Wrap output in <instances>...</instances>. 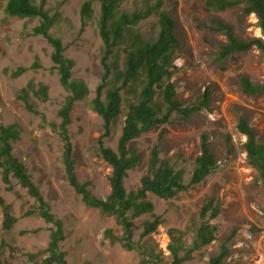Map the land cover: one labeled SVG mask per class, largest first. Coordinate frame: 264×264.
Masks as SVG:
<instances>
[{
    "label": "rangeland",
    "instance_id": "374dc122",
    "mask_svg": "<svg viewBox=\"0 0 264 264\" xmlns=\"http://www.w3.org/2000/svg\"><path fill=\"white\" fill-rule=\"evenodd\" d=\"M38 1V0H37ZM84 0H47L50 13L59 11V20L50 28L61 37L65 54L74 59L72 76L82 78L89 87L88 94L75 101L71 109L69 131L73 144V157L79 179L89 180L93 192L105 197L110 190L111 166L98 154V137L103 132L101 117L91 109L89 99L95 94L102 66L97 18L99 3L93 0V16L80 31V8ZM156 0H123L121 8L137 9ZM6 0H0V122L16 123L20 136L12 151L28 167L32 179L50 203L52 212L64 222L65 238L60 241L66 252L68 264H139L136 249H127L119 242H111L104 230L111 227L121 233V226L112 215L87 207L78 193L68 183L61 161V139L49 123L58 122L57 110L66 90L59 81L50 58L52 46L47 39L34 35L31 30L39 22L37 17L8 15ZM161 9L175 21L173 31L178 39L171 79L176 85V97L183 105L198 106L187 117L172 113L169 121L142 132L132 142L140 159L130 169L124 183L127 190L140 185L146 172L150 147L158 143L160 155L176 167L183 168V178L190 177L195 156L200 152L201 135L207 136L209 149L216 167L200 182L190 185L170 198L159 197L147 191L154 203V212L163 221L149 235L141 239L160 249L163 262L170 260L167 229L185 227L187 220L197 216L204 199L209 196L220 201V212L211 221L217 225L216 238L193 252L184 264H205L219 251L221 241L236 228L229 240V264H264V184L256 170L248 163L243 143L246 136L237 129V117L243 115L264 139V93H244L238 83L240 75L249 76L253 82H264V53L252 46L234 52L222 63L216 60L220 46L227 41L223 30L215 28L214 20L231 25L233 33L241 39L263 36L255 13H245L243 5L225 9L206 8L204 0H161ZM157 16L152 14L141 20L137 27L145 37H154ZM35 59L39 66L28 68L12 77L10 71L20 65L29 66ZM223 65V67H222ZM29 79L48 84L49 98L38 102V113L26 109L16 95ZM207 92L205 97L204 93ZM124 115L121 114L110 135L103 137L105 144L116 147ZM231 144V148L229 146ZM14 189L5 188L0 173V194L13 205L17 220L9 237L16 245L11 264H34L26 253L43 249L48 241V225L38 215H23L25 208L34 202L25 187L14 178ZM144 213L133 218L136 225L134 238H139L141 222L150 218ZM2 213L0 208V237ZM255 228V229H254ZM28 232L20 233V230ZM45 255L42 253L41 256Z\"/></svg>",
    "mask_w": 264,
    "mask_h": 264
},
{
    "label": "trees",
    "instance_id": "16d2710c",
    "mask_svg": "<svg viewBox=\"0 0 264 264\" xmlns=\"http://www.w3.org/2000/svg\"><path fill=\"white\" fill-rule=\"evenodd\" d=\"M47 0H6L4 10L8 15L34 18L39 22L33 26L31 33L44 36L52 46L50 58L53 68L59 75V81L67 94L57 110L58 122L49 123L57 130L61 139V161L68 183L78 193L87 207L98 209L112 215L121 226V233H114L111 227L104 230V236L111 242H119L127 249H136L140 255L139 264H184L193 257L195 250L216 238L217 225L211 220L220 212V201L213 196L206 197L197 216L189 218L185 227L171 226L167 229L170 260L163 262L159 249L141 242L163 221L156 214L154 203L147 198V191L159 197L170 198L190 185L200 182L215 167L216 160L209 149L206 134L201 135L200 152L195 156L190 177L184 180L183 168L176 167L170 159L160 155L158 143L150 147L146 172L141 176L140 185L127 190L124 180L130 169L134 168L140 155L132 140L142 132L158 124L169 121L172 113L187 117L198 106L183 105L176 97V85L171 79L175 69L173 56L178 39L173 31L174 19L163 9L161 0L146 3L135 9H123V0H97L99 15L97 27L102 40L100 63L102 71L100 81L95 86V94L89 99L90 107L102 119L103 132L98 137V154L111 166L109 174L110 190L105 197L96 195L90 187L91 182L79 179L73 157V144L69 131L72 121L71 109L75 101L84 98L89 87L80 77L72 76L75 64L73 58L65 54L61 37L52 34L50 28L59 20V11L50 13L45 7ZM206 8L225 9L237 4L243 5L245 13H255L263 36L246 39L238 38L230 24L214 20L215 28L223 30L227 41L220 46L216 60L220 63L234 52L246 50L252 46L264 53V0H204ZM93 0H84L81 4V25L83 30L87 20L94 14ZM155 14L157 31L154 37H145L138 29V23ZM39 66L35 59L29 66L20 65L10 71L12 77L21 75L28 68ZM223 67V65H222ZM241 90L246 94L264 93V82H253L249 76L242 74L238 78ZM49 86L44 82L29 79L16 93L27 110L38 113V102L49 98ZM205 97L207 92L204 93ZM123 114V124L117 139L116 147L105 144L103 137L110 135L119 116ZM237 129L246 136L243 147L248 163L256 170L258 179L264 184V139L257 136L254 128L243 116L237 117ZM20 136V127L16 123L0 122V173L5 188L14 189V178L34 202L25 208L23 215H38L47 223L49 233L47 245L43 249L27 252L28 259L34 264H68L66 252L60 241L65 238L64 222L52 212L50 203L43 196L39 185L32 179L27 165L16 156L13 143ZM231 148V144H229ZM2 213L0 237V264H11L9 257L14 255L16 245L8 236L17 220L13 205L0 194ZM144 213L151 214L141 222L139 238H134L136 225L133 218ZM255 229V228H254ZM20 230V233L28 232ZM236 228L221 241L219 251L212 255L205 264H229V240ZM42 253L45 255L41 256Z\"/></svg>",
    "mask_w": 264,
    "mask_h": 264
}]
</instances>
